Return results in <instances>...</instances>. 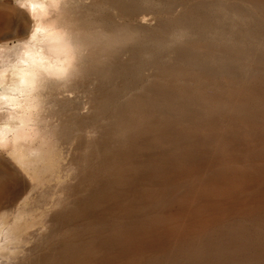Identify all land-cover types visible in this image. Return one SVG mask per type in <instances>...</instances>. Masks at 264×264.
Wrapping results in <instances>:
<instances>
[{"label":"rangeland","instance_id":"obj_1","mask_svg":"<svg viewBox=\"0 0 264 264\" xmlns=\"http://www.w3.org/2000/svg\"><path fill=\"white\" fill-rule=\"evenodd\" d=\"M128 3L140 12L160 11L162 22L159 29L135 33L133 40L103 46L111 54L99 67L108 68L112 79L99 83L101 109L120 114L122 131L108 136L103 151L118 154L126 180L104 190L102 208L115 207L116 199L145 184L166 189L169 198L135 208L114 224L101 222L94 231L79 221L80 238L91 237L93 248L78 264H124L192 228L264 205V0H101L95 17L117 18L116 6ZM179 10L185 25L172 18ZM21 21L26 28L12 0H0V40L10 38V29ZM24 26L17 36L25 34ZM111 29L126 30L122 24ZM205 46L215 52L207 55ZM139 62L154 64L164 91L159 97L151 94L154 75L137 71ZM181 69L191 70L190 76ZM169 223L177 225L167 232ZM261 227L247 231V253L264 249Z\"/></svg>","mask_w":264,"mask_h":264},{"label":"bare ground","instance_id":"obj_2","mask_svg":"<svg viewBox=\"0 0 264 264\" xmlns=\"http://www.w3.org/2000/svg\"><path fill=\"white\" fill-rule=\"evenodd\" d=\"M100 4L101 0H63L60 22L77 47L74 70L69 80L46 85L38 112L18 132L22 142L0 149V264H78L93 248L91 237L80 238L79 221L87 223L86 231H94L101 222L114 224L117 217L129 216L135 208L155 206L169 198L166 189L145 184L124 200L116 199L115 207L102 208L107 201L104 190L126 180L116 160L118 154L103 151L108 136L110 139L122 132L120 114L101 109L99 83L112 79L108 68L99 67L111 54L103 46L112 40H133L135 33L149 28H161L162 15L160 11L140 12L139 6L128 3L116 6L117 18L110 14L95 17ZM172 18L186 24L180 20V10ZM119 24L126 30L117 33L111 29ZM204 50L207 55L215 52L207 46ZM126 51L134 54L130 48ZM154 68V64L139 62L136 70L152 76ZM158 78L156 73L151 91L156 97L164 92ZM103 93L111 94L109 90ZM102 116L104 124L100 122ZM51 180L52 187L47 185ZM261 224L264 205H251L232 220L192 228L124 264H257L264 261V249L247 253L245 247L251 246L246 233L250 229L261 231ZM176 225L169 223L167 232Z\"/></svg>","mask_w":264,"mask_h":264},{"label":"clouds","instance_id":"obj_3","mask_svg":"<svg viewBox=\"0 0 264 264\" xmlns=\"http://www.w3.org/2000/svg\"><path fill=\"white\" fill-rule=\"evenodd\" d=\"M63 0H12L27 20L25 34L0 40V149L22 142L50 81L70 79L77 57L72 34L61 24Z\"/></svg>","mask_w":264,"mask_h":264}]
</instances>
